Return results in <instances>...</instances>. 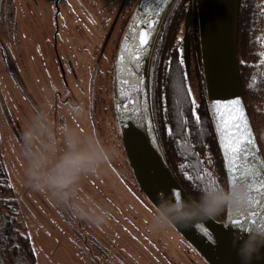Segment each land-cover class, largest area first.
Returning a JSON list of instances; mask_svg holds the SVG:
<instances>
[{
    "label": "rangeland",
    "instance_id": "1",
    "mask_svg": "<svg viewBox=\"0 0 264 264\" xmlns=\"http://www.w3.org/2000/svg\"><path fill=\"white\" fill-rule=\"evenodd\" d=\"M124 1L0 0V184L6 180L11 187L0 193V198L10 199L0 210V219H5L0 234L3 264H206L175 229H155L156 209L130 187L135 182L110 105L102 108L98 120L102 139L92 130L84 47L95 49L106 25L111 34L117 22L114 14ZM137 2L129 0L127 12ZM262 26L264 38V19ZM65 54L72 59L82 86L65 70ZM183 55L189 59L188 45L184 44ZM67 79L75 87L71 89ZM66 96L72 103L60 104ZM110 99L111 95L109 103ZM37 114L49 127L51 140L47 134L25 139L38 123ZM69 130L76 134L79 149L102 147L103 141L109 158L66 186H54L46 181L52 168L64 164L66 172L71 170L64 160ZM257 137L264 156L263 126L257 128ZM49 145L55 150L50 151ZM111 154L128 181L119 175ZM16 232L28 235L35 261L26 258L18 241H11L10 234ZM94 234L97 245H93Z\"/></svg>",
    "mask_w": 264,
    "mask_h": 264
},
{
    "label": "trees",
    "instance_id": "2",
    "mask_svg": "<svg viewBox=\"0 0 264 264\" xmlns=\"http://www.w3.org/2000/svg\"><path fill=\"white\" fill-rule=\"evenodd\" d=\"M188 12L190 22L186 26ZM263 19L264 0H241L237 46L239 72L246 109L256 137L257 128L264 127ZM185 33L190 39L188 60L183 55ZM150 63V112L158 143L170 169L191 198H199L202 190L210 188L205 174H210L216 183L214 188L223 186L226 190L225 169L203 75L198 14L192 0L172 2L157 36ZM189 90L196 102L195 109L187 96ZM193 111L199 115V123L194 120ZM127 178L124 175L126 181ZM0 186L3 187L0 193L11 191L6 180ZM144 199L147 200L146 197ZM9 203L10 199L0 198V210ZM225 215L226 209L216 219L223 220ZM4 222V218L0 219L2 236ZM10 235L11 241H18L26 258L35 261L28 235L21 232ZM0 264H3L1 259Z\"/></svg>",
    "mask_w": 264,
    "mask_h": 264
},
{
    "label": "water",
    "instance_id": "3",
    "mask_svg": "<svg viewBox=\"0 0 264 264\" xmlns=\"http://www.w3.org/2000/svg\"><path fill=\"white\" fill-rule=\"evenodd\" d=\"M128 1L125 0L122 7ZM173 1L138 0L120 40L112 76L114 115L124 152L136 183L153 207L159 202L158 194L160 193H163L165 197L173 193H179L185 198H191L164 158L154 130L149 105L148 78L152 52L165 15ZM192 4L198 14L201 62L207 98L221 150L227 186L229 187L231 185L229 183L230 173L221 146L218 119L213 111L214 104L228 105L234 100H240L253 133L252 163L264 175V167H261L264 165V156L246 109L240 80L237 46L241 0H192ZM145 12L153 18L155 31L151 45L138 66V76L129 77L134 82L137 79L142 81L139 84L140 90L132 94L135 97V106L140 109L141 114L129 118L121 107L125 103V98L121 96V91L124 88L121 81L128 75L125 72L127 61L122 63L121 56L123 55L125 38L128 36L134 22ZM189 22L190 13L188 12L186 26H189ZM186 37L190 40L187 33H185ZM185 41L184 44L189 47L190 41L188 44L187 40ZM221 111L227 112L230 109H221ZM237 216V212L226 209L223 220L208 219L175 230L207 264H241L240 257L237 255L239 245H234V241L238 236H242L244 239L247 236L244 235L246 232L244 226L237 223ZM239 219L242 221L244 218L239 217ZM205 228L208 232L207 235L205 234ZM251 228L253 226L248 224L247 229L250 230ZM252 264H264V249L261 250L259 256L253 258Z\"/></svg>",
    "mask_w": 264,
    "mask_h": 264
},
{
    "label": "clouds",
    "instance_id": "4",
    "mask_svg": "<svg viewBox=\"0 0 264 264\" xmlns=\"http://www.w3.org/2000/svg\"><path fill=\"white\" fill-rule=\"evenodd\" d=\"M37 118V125L25 133V139L37 137L40 139L41 136L47 134L48 139L51 140L49 127L39 121V114ZM75 136L76 134L69 130L64 139L66 146L64 160L71 166V170L66 172L64 164H57L47 174V183L54 186H66L81 172L95 171L109 158V152L102 147L79 149ZM48 147L50 151L55 150L52 145ZM46 162L47 157L41 161V164ZM30 178L33 177L30 175ZM250 196L248 186L241 183L231 184L226 190L223 186L206 188L202 190L199 198H185L183 195L177 198L174 193L165 197L163 193H160L158 194L159 202L154 205L156 214H154L152 223L156 230L169 228L178 230L180 227H187L193 223L214 219L225 209H231L234 212L242 210L248 206ZM244 235L247 238L238 236L234 245H239L237 255L240 257L241 264H252L253 258L259 256L261 250L264 249V227H253L246 230Z\"/></svg>",
    "mask_w": 264,
    "mask_h": 264
},
{
    "label": "snow or ice",
    "instance_id": "5",
    "mask_svg": "<svg viewBox=\"0 0 264 264\" xmlns=\"http://www.w3.org/2000/svg\"><path fill=\"white\" fill-rule=\"evenodd\" d=\"M154 31L155 22L145 12L134 22L128 36L125 38L121 62L127 61L125 72L128 75L121 81L124 86L121 96L125 98V103L121 107L124 113L128 114L129 118L141 114L140 109L135 106V97L132 94L140 90L139 84L142 82L139 79L134 82L129 77L138 76V66L151 45ZM187 96L191 101L193 109H195L196 102L190 90L187 92ZM221 109H230V111L222 112ZM213 111L218 119V133L228 163L230 173L229 183L246 184L251 193L248 206L237 211V223L243 225L245 231L248 230V224H251L253 227H264V175L252 163L253 157L251 153L254 150L253 133L244 114L241 102L240 100H234L228 105L214 104ZM192 116L196 123L200 122V117L196 111L192 112ZM261 167H264V165ZM205 179L208 187L214 188L217 186L211 180L210 174H205ZM175 196L179 198L181 195L176 193ZM239 217H243L244 219L241 221ZM205 234H208L206 228Z\"/></svg>",
    "mask_w": 264,
    "mask_h": 264
},
{
    "label": "flooded vegetation",
    "instance_id": "6",
    "mask_svg": "<svg viewBox=\"0 0 264 264\" xmlns=\"http://www.w3.org/2000/svg\"><path fill=\"white\" fill-rule=\"evenodd\" d=\"M83 1L87 2V0H83ZM128 3H129V1H128ZM128 3L124 7L121 6L122 9L117 8L116 13L114 14L117 22L115 24V27L111 30V34H110L111 36L108 34L109 26L106 25L104 33H103V37L100 41V44L95 45V47H96L95 49H93L94 46L93 47L91 46V48H89L88 46L85 45V47H84V48H86V54L85 55H86V59H87L88 70L90 71V83L88 84V90H85V91H87L86 98L88 99V102H89L88 114L90 117L89 119L93 125L92 130L94 131L95 134L97 133L99 136H101L100 127L98 125V120H99L100 114L102 113V111L104 109H108L109 105L112 108V111L114 113L113 98H112V95H113V91H112L113 67H114L115 56H116V52H117L120 40L122 38L125 27L129 21V18L132 14V11H133V9H132L131 11L129 10L127 12L128 8H129ZM46 11H47V9H46ZM125 22H126V25H125ZM120 32H122L121 36H120V34H121ZM61 33H62L61 27H58V34L57 35H60ZM108 35L110 37L109 39H108ZM105 39L107 40V43H105L106 42ZM117 40H118V43L116 44ZM89 44L91 45V43H89ZM57 47L59 49V44ZM62 60H63V65H65V70L68 72L70 78L73 79V81L75 83H78L79 86H82L81 82H80V78L78 77L77 71L75 69L74 63L72 62V59L70 58V56L68 54H65L62 57ZM110 61L112 63L110 66H108V64H110ZM48 64H50V63H48ZM150 65H151V63H150ZM95 71H96V73H95ZM149 71H150V68H149ZM94 73H95V77H94ZM66 78H67V76H66ZM73 81L69 82V80H68L69 86L71 87V89L73 87H75V84ZM148 82H150V75L148 78ZM54 92L56 93L55 97H58L59 92H56V90H54ZM109 95H111V99H110L111 104L109 103ZM67 96L65 98H61L60 101L59 100H57V101H59L60 104L69 105L72 103V101L70 102V98H67ZM102 108H103V110H102ZM56 111H57V116L59 118V111L58 110H56ZM54 116L56 117L55 110H54ZM40 120H43V114L41 113V111H40ZM115 121H116V119H115ZM119 137H120V135H119ZM99 138L102 139V136ZM120 140H121V138H120ZM121 143H122V141H121ZM101 145H102L103 149H106L109 151V149L105 146L103 141L101 142ZM111 160L113 161V163L118 165L119 175L122 178H124V174L120 173L119 162H118V160H116L114 158V156H112V154H111ZM132 178L134 179V177H132ZM130 187L136 193H141L140 190H138L136 188V186L131 185V183H130ZM141 194L144 195L143 192ZM144 197H145V195H144ZM112 218L116 221V215L115 214L112 215ZM122 225H124V224H122ZM126 227H127V225H126ZM127 232L130 233L131 235H133L136 239H138L129 227H127ZM96 238H97V236L94 234V242L95 243L93 245L98 244V241L96 240Z\"/></svg>",
    "mask_w": 264,
    "mask_h": 264
}]
</instances>
